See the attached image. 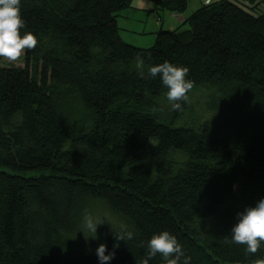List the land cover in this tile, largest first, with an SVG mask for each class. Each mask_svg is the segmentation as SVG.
I'll return each instance as SVG.
<instances>
[{
	"label": "trees",
	"instance_id": "trees-1",
	"mask_svg": "<svg viewBox=\"0 0 264 264\" xmlns=\"http://www.w3.org/2000/svg\"><path fill=\"white\" fill-rule=\"evenodd\" d=\"M154 1L172 13L188 5ZM131 2L20 0L21 34L38 43L24 66L0 58V264H101V243L115 251L105 264H140L161 231L191 264L264 257V242L255 255L231 242L237 213L264 197V11L208 0L138 47L116 22ZM165 61L188 67L193 82L180 110L147 72ZM201 87L214 96L187 122ZM86 213L103 220L95 239ZM121 225L132 239L115 240Z\"/></svg>",
	"mask_w": 264,
	"mask_h": 264
},
{
	"label": "clouds",
	"instance_id": "clouds-1",
	"mask_svg": "<svg viewBox=\"0 0 264 264\" xmlns=\"http://www.w3.org/2000/svg\"><path fill=\"white\" fill-rule=\"evenodd\" d=\"M211 2V0H209ZM25 28V22L20 15V0H0V58L10 63L21 59L26 50L36 47L38 41L34 34L21 29ZM136 68L139 75H143L144 62L137 59ZM150 76L160 75L162 84L167 89L166 99L171 110H180L181 101L188 100V92L193 88V82L186 79L189 69L186 66L174 65L168 61L155 64L147 69ZM237 223L231 229V242L246 246V254L255 255L264 242V197L260 198L254 206H246L243 211L237 213ZM102 218L94 219L90 214L83 218L84 227L91 233L89 236L96 238L97 227L102 223ZM114 233L116 241L132 239L133 233L125 231ZM225 242H229L227 239ZM118 243L113 248H118ZM96 255L101 264L110 261L115 256V251H108L106 245L101 243L96 248ZM107 252V254H106ZM159 254L166 264H191V257L186 256L176 237L168 231L153 234L147 241V257L140 264H148L149 259ZM254 264H264V257L256 259Z\"/></svg>",
	"mask_w": 264,
	"mask_h": 264
},
{
	"label": "rangeland",
	"instance_id": "rangeland-1",
	"mask_svg": "<svg viewBox=\"0 0 264 264\" xmlns=\"http://www.w3.org/2000/svg\"><path fill=\"white\" fill-rule=\"evenodd\" d=\"M233 1L254 14L264 11V0H257V4L253 9L248 8L249 6H244L246 5V2H243V0ZM201 4L202 0H188L187 8L183 11V13H179V16L186 18ZM168 13V11H161L155 8L154 0H132L129 7L124 8L117 13L116 22L120 28L119 33L121 38L127 43L138 47H149L153 45L156 31L169 27L167 23ZM179 24L180 23H175L173 28L177 27ZM188 27V23H184L179 26L178 29L184 30ZM2 64L9 66H24V54L19 61L14 63H10L3 58ZM213 96L214 92L209 91V89L205 87L193 90L189 97L190 108L185 114L184 120L191 122L196 120L195 117L198 115L207 113L208 108L205 103ZM165 104L167 106L168 102H165ZM21 173L26 176H34L38 175L39 172L25 171Z\"/></svg>",
	"mask_w": 264,
	"mask_h": 264
},
{
	"label": "crops",
	"instance_id": "crops-1",
	"mask_svg": "<svg viewBox=\"0 0 264 264\" xmlns=\"http://www.w3.org/2000/svg\"><path fill=\"white\" fill-rule=\"evenodd\" d=\"M184 19H185V17L179 16V13L169 12L168 16H167V23L169 26L168 28H173L175 23H181ZM161 21H162V19H161Z\"/></svg>",
	"mask_w": 264,
	"mask_h": 264
},
{
	"label": "water",
	"instance_id": "water-1",
	"mask_svg": "<svg viewBox=\"0 0 264 264\" xmlns=\"http://www.w3.org/2000/svg\"><path fill=\"white\" fill-rule=\"evenodd\" d=\"M202 2H205V0H202Z\"/></svg>",
	"mask_w": 264,
	"mask_h": 264
},
{
	"label": "built area",
	"instance_id": "built-area-1",
	"mask_svg": "<svg viewBox=\"0 0 264 264\" xmlns=\"http://www.w3.org/2000/svg\"><path fill=\"white\" fill-rule=\"evenodd\" d=\"M208 1V0H207ZM205 2H206V0H205Z\"/></svg>",
	"mask_w": 264,
	"mask_h": 264
}]
</instances>
